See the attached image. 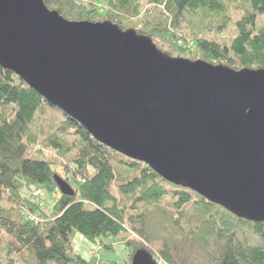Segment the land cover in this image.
Instances as JSON below:
<instances>
[{"label":"trees","instance_id":"1","mask_svg":"<svg viewBox=\"0 0 264 264\" xmlns=\"http://www.w3.org/2000/svg\"><path fill=\"white\" fill-rule=\"evenodd\" d=\"M44 4L68 21L135 30L173 58L233 70L264 69V0ZM232 10L242 11L238 19H232ZM231 22L233 36L218 39ZM47 112L58 113L60 120L54 117L48 124ZM56 178L71 191L62 193ZM36 190L42 195L34 196ZM45 194L52 205H44ZM76 235L104 255L120 247L123 258L119 263L84 259L74 253ZM155 242L160 247L154 253ZM0 246L7 255L27 253L33 264H130L139 250H147L156 264H187L188 254L197 251L213 264H264V223L239 219L108 149L0 67Z\"/></svg>","mask_w":264,"mask_h":264},{"label":"water","instance_id":"2","mask_svg":"<svg viewBox=\"0 0 264 264\" xmlns=\"http://www.w3.org/2000/svg\"><path fill=\"white\" fill-rule=\"evenodd\" d=\"M0 67L108 149L264 223V69L173 58L135 30L68 21L44 0H0ZM130 264L156 261L139 250Z\"/></svg>","mask_w":264,"mask_h":264},{"label":"rangeland","instance_id":"3","mask_svg":"<svg viewBox=\"0 0 264 264\" xmlns=\"http://www.w3.org/2000/svg\"><path fill=\"white\" fill-rule=\"evenodd\" d=\"M240 1H243V0H240ZM242 11L238 13H236L235 10H232V12H230V16L232 17V19H238L240 17V13ZM233 22L231 23H228L227 24V27H226V30H225V33L224 35H217V38L218 39H224L226 40V38H231L234 34V30H233ZM179 33L178 35H181V34H184L185 31L183 32H177ZM46 117H48L49 119V122L48 124H54L53 122V119L54 117L56 118L57 122L58 120H60V116L59 114L55 113H51V112H47L46 113ZM55 126V125H53ZM27 156V155H26ZM58 171L60 172V170L58 169ZM113 193L115 194V190L113 189ZM44 205L46 206H50L52 205V201H53V198L51 197H48L47 194L44 195ZM162 208L165 210V211H170L169 207L167 205H165L164 203L162 204ZM173 216L174 219H177V216L175 213H172L171 214ZM194 222H197L198 223V220H194ZM73 250H74V253H76L77 255H80L81 257H83L84 259H88L89 257H97L99 259H102V260H115L116 262H120V260L123 258L122 256V249L120 247H117L115 249V252L113 255H104L101 253L100 250H98L95 245L93 244H90L89 242L85 241L81 236L79 235H76V237L74 238L73 240ZM154 245V253H155V250H157L159 247H160V244L156 243L153 244ZM152 245V246H153ZM13 261V264H33L32 260L28 257L27 253H23L21 256H16L15 255H7L6 252L3 250V247L0 246V261L2 263H6V261ZM187 264H213V262H211V260L209 259V257L201 252V251H197L196 253H192V254H188V260H187Z\"/></svg>","mask_w":264,"mask_h":264},{"label":"built area","instance_id":"4","mask_svg":"<svg viewBox=\"0 0 264 264\" xmlns=\"http://www.w3.org/2000/svg\"><path fill=\"white\" fill-rule=\"evenodd\" d=\"M178 44H181V43L178 42ZM33 195L34 196H41L42 192H41V190H36ZM28 219L32 221L34 218L31 216H28Z\"/></svg>","mask_w":264,"mask_h":264}]
</instances>
